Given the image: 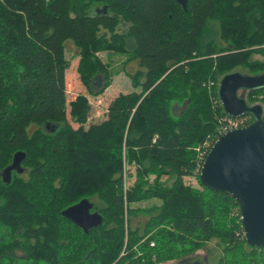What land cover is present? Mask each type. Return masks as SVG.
<instances>
[{
  "label": "trees",
  "instance_id": "trees-1",
  "mask_svg": "<svg viewBox=\"0 0 264 264\" xmlns=\"http://www.w3.org/2000/svg\"><path fill=\"white\" fill-rule=\"evenodd\" d=\"M67 41L91 96L111 85L98 53L143 69L89 128L88 96L68 102ZM237 68L264 75V0H189L187 11L175 0H0V264H188L212 242L218 264H264L239 203L199 171L197 149L226 115L220 81ZM84 199L103 217L89 233L62 214Z\"/></svg>",
  "mask_w": 264,
  "mask_h": 264
},
{
  "label": "water",
  "instance_id": "water-1",
  "mask_svg": "<svg viewBox=\"0 0 264 264\" xmlns=\"http://www.w3.org/2000/svg\"><path fill=\"white\" fill-rule=\"evenodd\" d=\"M185 11L189 0H175ZM103 80L97 78L100 88ZM264 88V75L233 72L219 84V100L226 115L237 118L252 114L249 126L223 135L212 146L201 169V182L211 190L230 193L239 203L246 241L255 247L264 246V109L250 105L246 93ZM240 91L242 94L240 95ZM25 155L17 153L5 171L6 181ZM93 204L84 199L63 211V216L85 233L103 224L100 213H92ZM188 264H201L198 262Z\"/></svg>",
  "mask_w": 264,
  "mask_h": 264
},
{
  "label": "rangeland",
  "instance_id": "rangeland-1",
  "mask_svg": "<svg viewBox=\"0 0 264 264\" xmlns=\"http://www.w3.org/2000/svg\"><path fill=\"white\" fill-rule=\"evenodd\" d=\"M65 56L70 64V68L67 72V92H68V102H71L79 94L87 95L91 104V114L89 116V121L86 124V128H89L91 125L100 124L108 119V112L110 104L121 94H128L136 91V88L132 84L131 76L134 75L137 71L143 69L140 67L138 62H129L127 63V56L120 54H110L108 52L98 53V56L101 60L108 64L109 70L111 72V85L105 90L104 93L100 96H91L89 95L88 90L82 85L79 81L77 66L79 63V49L75 46L72 41H67L65 43ZM235 72L248 73L247 70L243 68H237ZM139 91V89H137ZM242 91H240V95ZM246 93V99L252 105L261 104V98L264 97L263 94H260L259 97H255L253 101ZM260 98V99H257ZM251 102H250V101ZM254 102V103H253ZM75 128L78 125H73ZM36 126L30 128V132L36 130ZM219 121H218V130L219 131ZM199 148V147H198ZM202 154V153H200ZM133 182V181H132ZM186 182L195 187H200L196 178L188 177ZM156 201H150L142 203L138 206L148 207L155 204ZM159 202H157L158 204ZM220 258V250L216 242L207 244L203 249L197 251L195 254L186 257L188 262L186 263H201V264H218ZM181 260H175L170 262V264H180Z\"/></svg>",
  "mask_w": 264,
  "mask_h": 264
},
{
  "label": "built area",
  "instance_id": "built-area-1",
  "mask_svg": "<svg viewBox=\"0 0 264 264\" xmlns=\"http://www.w3.org/2000/svg\"><path fill=\"white\" fill-rule=\"evenodd\" d=\"M212 85L213 84H211V86ZM219 101L216 100V104ZM218 120H219V127L220 128H219V131H217L216 136L212 141V146L214 145V143L217 140H219L220 137L227 134L228 132L245 128L252 123L251 122L252 121L251 116H249V115H244V116L237 117V118H233V117H230L228 115H225V116L219 117ZM212 146H211V143L209 144V142H205L204 144H202L197 149L199 153H202V154H200V162H201L200 169H199L200 173H201V169H202V166L204 164V161H205L206 157L208 156ZM151 246H154V243H152Z\"/></svg>",
  "mask_w": 264,
  "mask_h": 264
},
{
  "label": "flooded vegetation",
  "instance_id": "flooded-vegetation-1",
  "mask_svg": "<svg viewBox=\"0 0 264 264\" xmlns=\"http://www.w3.org/2000/svg\"><path fill=\"white\" fill-rule=\"evenodd\" d=\"M92 213H94V212H93V209H92ZM14 254H15L16 256H21V252L18 251V250H17V251H14Z\"/></svg>",
  "mask_w": 264,
  "mask_h": 264
}]
</instances>
